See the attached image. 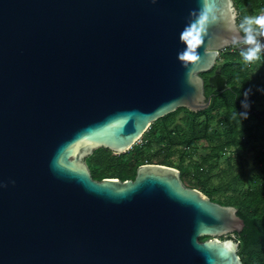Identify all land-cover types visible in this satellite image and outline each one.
<instances>
[{"label":"water","instance_id":"obj_1","mask_svg":"<svg viewBox=\"0 0 264 264\" xmlns=\"http://www.w3.org/2000/svg\"><path fill=\"white\" fill-rule=\"evenodd\" d=\"M216 3L185 68L179 34L200 0H0V264H242L237 208L177 167L96 179L86 162L178 107H208L201 73L243 36L234 0ZM208 81L227 86L218 69Z\"/></svg>","mask_w":264,"mask_h":264},{"label":"trees","instance_id":"obj_2","mask_svg":"<svg viewBox=\"0 0 264 264\" xmlns=\"http://www.w3.org/2000/svg\"><path fill=\"white\" fill-rule=\"evenodd\" d=\"M234 3L238 24L245 16L264 11V0ZM238 45L220 50L212 68L201 73L206 94H212L208 107L199 111L178 107L151 122L141 136L145 139L142 144H133L121 153L99 147L86 157V162L96 179L134 178L136 168L144 162L177 167L184 184L237 208L244 220L242 230L234 233L241 262L264 264V50L260 60L246 63ZM216 69L226 78L227 86L222 91H214L208 81ZM249 88L248 116L240 119L238 112L244 111L242 93ZM259 104L261 108H257ZM201 144L208 147L207 152H198ZM232 151L238 157L235 161ZM251 151L254 165L247 169L243 157ZM224 153L228 154L226 169L219 164ZM227 169L228 174L222 176ZM217 176L219 180L215 181Z\"/></svg>","mask_w":264,"mask_h":264},{"label":"clouds","instance_id":"obj_3","mask_svg":"<svg viewBox=\"0 0 264 264\" xmlns=\"http://www.w3.org/2000/svg\"><path fill=\"white\" fill-rule=\"evenodd\" d=\"M218 7L216 0H200V7L193 9L189 13V22L185 25L179 34V41L184 47L178 51L177 59L181 65L188 68L199 63L201 57L198 49L204 45L205 37L208 35L210 25L216 23L218 16ZM236 13L231 11V20L235 21ZM239 36L233 43L246 46L240 48V55L246 63H253L260 60V53L264 50V43L259 38L264 37V13L254 16H245L238 25ZM251 88L245 89L242 93L241 107L244 109L238 112L240 119H246L250 102L248 97ZM223 247L229 251H234L236 245L232 241L224 242Z\"/></svg>","mask_w":264,"mask_h":264},{"label":"rangeland","instance_id":"obj_4","mask_svg":"<svg viewBox=\"0 0 264 264\" xmlns=\"http://www.w3.org/2000/svg\"><path fill=\"white\" fill-rule=\"evenodd\" d=\"M261 13H264V11L259 12L258 14H254V15H259ZM257 108H261V105L259 104L257 106ZM144 141H145V139L141 137L140 139L137 140V142L135 144H142ZM207 151H208V147L205 146V145H203V144H201L200 147H199L198 152H207ZM198 152H197V154L194 155L195 157L198 156V154H199ZM231 155L232 156L234 155V151L231 152ZM174 156H176V155H174ZM227 158H228V154L227 153H224L221 156V158H220L219 164H220V167L223 168V169H226L227 168L226 167V165H227V163H226ZM237 159H238V157L236 155H234L232 161H235ZM254 160H255V158H254V155H253V151L246 153L244 155V157H243V161H244V164L246 165L247 169H250L254 165ZM229 171H230L229 169H227L226 171H222L221 172L222 173V176H225L226 174H228ZM217 180H219V176L215 177V181H217ZM231 235L234 236V234H231ZM219 237L222 238V237H225V235L219 236ZM199 239H200V237H199Z\"/></svg>","mask_w":264,"mask_h":264},{"label":"built area","instance_id":"obj_5","mask_svg":"<svg viewBox=\"0 0 264 264\" xmlns=\"http://www.w3.org/2000/svg\"><path fill=\"white\" fill-rule=\"evenodd\" d=\"M140 138H141V137H140ZM140 138H139V139H140Z\"/></svg>","mask_w":264,"mask_h":264},{"label":"flooded vegetation","instance_id":"obj_6","mask_svg":"<svg viewBox=\"0 0 264 264\" xmlns=\"http://www.w3.org/2000/svg\"><path fill=\"white\" fill-rule=\"evenodd\" d=\"M214 89V88H213ZM231 236V235H230Z\"/></svg>","mask_w":264,"mask_h":264}]
</instances>
